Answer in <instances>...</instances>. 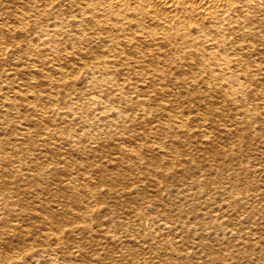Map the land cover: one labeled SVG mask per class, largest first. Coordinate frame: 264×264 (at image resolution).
Instances as JSON below:
<instances>
[{
    "label": "bare ground",
    "instance_id": "obj_1",
    "mask_svg": "<svg viewBox=\"0 0 264 264\" xmlns=\"http://www.w3.org/2000/svg\"><path fill=\"white\" fill-rule=\"evenodd\" d=\"M262 155L264 0H0V264H98L76 257L80 209L130 174L160 196L135 187L121 233L99 227L119 242L107 264H155L152 247L157 264H264ZM212 192L263 226L201 258L192 228L225 234Z\"/></svg>",
    "mask_w": 264,
    "mask_h": 264
},
{
    "label": "rangeland",
    "instance_id": "obj_2",
    "mask_svg": "<svg viewBox=\"0 0 264 264\" xmlns=\"http://www.w3.org/2000/svg\"><path fill=\"white\" fill-rule=\"evenodd\" d=\"M251 161L258 162V163H264V155L256 156V159H251ZM258 173H259V171L256 170L253 180L255 181V183H259L262 186V188L264 189V175L262 173H259V174ZM132 178H133V175L130 174L126 178H124V179L122 178L120 180V182L115 183L114 185L99 186V189L98 188L94 189V193H95L94 196L95 197H93V198H91L89 200H86V202L84 200L85 204L87 203L86 204L87 207L84 204V206H82V208L80 210L84 211V212L86 210H88L89 212H91L92 216L91 215L90 216L87 215V216H85L86 218L84 217L86 222H89L88 226L90 228L88 227V230L85 231V236H83L80 239L77 238V240H79V242H80V244H79L80 245L79 246L80 249H78L77 252H76V257H77V260L79 262H84V261L86 262L87 261L88 263L92 262V263H98V264H107L108 263V261L110 260V258L108 257L109 254L111 255V253H112L111 251L114 250V249L115 250L117 249L116 246H114V245L115 244L116 245L119 244V242H116V240L109 238L108 234L107 233L104 234L103 231H101L99 227L100 226L101 227L104 226L105 229H107V230H116L117 232H120L121 230H123L122 227L118 226L117 222H118V220H120L122 223H123V221H125L124 215L126 213L125 212L126 211L125 210L126 209V204L128 202H129L128 204H132V201H134L135 203L138 202V204H141V206H142V202L144 203V201L142 199H140V196L138 195V192H136V188L135 187H142L143 188L146 185L145 183H148L149 196L150 197L153 196V197L159 198L160 193L159 194H155V191H152V193H151V189L155 190V188H156L155 186L149 184V183H152V181H148L147 179L142 178V177H136L137 179H135V178L134 179L136 180V183L138 185H136L134 187L133 183H127L128 181H131ZM118 194H120V195H118ZM127 194H129V195L127 196ZM114 195H115V197H113ZM108 196H110V197H108ZM213 196H214V198H212L210 200V206L209 207L215 209L216 213H218V218L216 220V225L213 223V227H215L216 230L219 231V228H217L219 225L217 223H219V224L223 223L224 225L222 226V229H223L225 234L219 235L217 237L218 239H215V233H214V236H213V234H209V235L206 234L209 237L205 238V242H210V243L197 245L196 243H193V241H198L199 240L200 232H201V230L203 228H201L199 223L197 225H195L196 228L195 227L192 228V231H191L192 233L190 234L191 235L190 241H192L191 244L193 245L191 250H194L198 254H200L201 258H204V256L206 255V252L208 250L212 249L213 247L220 248V249L224 248L228 244V242H226V240H228V239L232 240V242H234V243H237V239L235 240V235H233L232 233L229 232V231L232 230V226L233 225L236 226V227L237 226L238 227H240V226H244L245 227V226H248V225H251V226L261 225V226H263V223L262 224L261 223H259V224L254 223L257 220L255 217L251 218V219H246L243 216H240V217L237 216L238 214L237 213L235 214V212H236L235 209L230 207L225 200L220 199L219 196H217V193H213L212 197ZM106 200L108 201V203H107ZM91 202L92 203L94 202V203L92 204ZM104 209H105V211H104ZM80 213L81 212L78 213L79 221L83 220V218L79 216ZM207 216L209 217L208 214H207ZM207 216L205 218L206 220H207ZM119 217H121V218H119ZM194 220H196V219H194ZM96 223H97V225H95ZM149 225L150 224H144L143 223V226H140V227L146 229V227H148ZM175 226L176 227L171 229L170 231L174 232L176 234H182L183 235L184 232H185L183 227L180 226L179 224H177ZM246 231H247L246 232V236L247 237L249 235H251L248 229H246ZM247 234H249V235H247ZM103 235H106V239L107 240H104L105 237ZM253 236H255L256 239L261 240V242H262L264 240V226L261 227V228H258L257 232H255ZM259 242H258V244H259ZM101 243H103V245H101ZM208 244H210V245H208ZM144 245L147 246V244H144L143 240L140 239L138 246L143 247ZM104 246H106V247H104ZM146 246H144V248L146 250L149 249ZM238 247H239V245H238ZM153 248H155V247H152L151 249H153ZM151 249L148 250L147 254L150 255V257L152 258L151 260L153 261V263L157 264L160 261L159 257L155 256L154 253L156 251L152 252ZM226 253H227V251H224L222 254L226 255ZM84 254H86V255H84ZM141 256H142V254H141ZM79 258H81V259H79ZM195 259H196V257L195 258L193 257V261H195ZM93 260H95V261H93Z\"/></svg>",
    "mask_w": 264,
    "mask_h": 264
}]
</instances>
